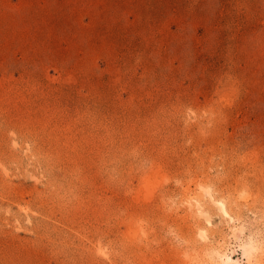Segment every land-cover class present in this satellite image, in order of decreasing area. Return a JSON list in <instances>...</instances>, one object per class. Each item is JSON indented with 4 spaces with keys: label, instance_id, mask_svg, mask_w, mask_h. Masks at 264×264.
Returning <instances> with one entry per match:
<instances>
[{
    "label": "rangeland",
    "instance_id": "374dc122",
    "mask_svg": "<svg viewBox=\"0 0 264 264\" xmlns=\"http://www.w3.org/2000/svg\"><path fill=\"white\" fill-rule=\"evenodd\" d=\"M264 264V0H0V264Z\"/></svg>",
    "mask_w": 264,
    "mask_h": 264
},
{
    "label": "bare ground",
    "instance_id": "6f19581e",
    "mask_svg": "<svg viewBox=\"0 0 264 264\" xmlns=\"http://www.w3.org/2000/svg\"><path fill=\"white\" fill-rule=\"evenodd\" d=\"M231 259V258H230ZM229 257L227 255H223L224 264H231Z\"/></svg>",
    "mask_w": 264,
    "mask_h": 264
}]
</instances>
